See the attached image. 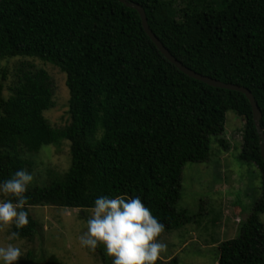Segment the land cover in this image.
<instances>
[{
  "label": "trees",
  "instance_id": "trees-1",
  "mask_svg": "<svg viewBox=\"0 0 264 264\" xmlns=\"http://www.w3.org/2000/svg\"><path fill=\"white\" fill-rule=\"evenodd\" d=\"M151 31L184 66L249 89L264 135V0H131ZM36 58L65 74L69 121L52 127L50 76L21 65L8 97L0 96V182L29 167L19 151L69 142L70 163L43 187H27L30 206L81 212L97 198L138 196L165 231L189 223L176 208L184 164L203 162L231 110L244 121L239 159L260 173V196L237 236L218 245L217 264H264V161L251 106L244 94L210 86L170 63L144 32L136 10L118 0H0V60ZM6 70L0 66V78ZM0 85V92H1ZM8 200L16 202L13 194ZM159 234V235H160ZM50 264H60L51 257ZM30 251L15 264H33ZM155 264H179L176 257Z\"/></svg>",
  "mask_w": 264,
  "mask_h": 264
},
{
  "label": "rangeland",
  "instance_id": "rangeland-1",
  "mask_svg": "<svg viewBox=\"0 0 264 264\" xmlns=\"http://www.w3.org/2000/svg\"><path fill=\"white\" fill-rule=\"evenodd\" d=\"M27 64L32 68H43L49 74L54 107L45 110L44 116L52 127L64 126L69 121L65 74L49 63L28 57L1 59L0 66L6 74L4 80L0 78V96L6 98L10 95L18 68L21 65L28 67ZM243 123L241 117L227 111L224 129L219 136L223 143L217 141V136H211L207 160L184 164L176 208L185 210L191 220L156 238L166 245L159 259L176 257L179 264H217L218 245L237 236L239 222L236 218L243 221L250 214L254 201L260 196L261 185L260 173L254 164L238 157ZM19 153L29 163L24 170L33 176L27 187L45 186L53 177L62 175L70 163L69 142L66 140L42 145L37 152L20 150ZM4 200H8V194L0 193V201ZM92 210L81 212L53 205L30 206L29 211L38 225L33 237L12 238V222H0V246L12 243L19 247L20 258L30 251L33 264H50L51 257L60 264H112L114 257L106 255L103 243H98L94 250L80 243ZM258 216L264 227V213Z\"/></svg>",
  "mask_w": 264,
  "mask_h": 264
},
{
  "label": "clouds",
  "instance_id": "clouds-1",
  "mask_svg": "<svg viewBox=\"0 0 264 264\" xmlns=\"http://www.w3.org/2000/svg\"><path fill=\"white\" fill-rule=\"evenodd\" d=\"M32 180L30 173L18 170L11 179L0 182V193L16 197L15 203L0 201V222H14L17 229L28 224L23 193ZM163 230L164 225L151 214L140 197L102 196L94 202L87 231L80 237V243L92 250L103 243L106 255L114 257L112 264H155L166 248L156 240ZM17 235L18 232L12 233V238ZM21 256V249L12 243L0 246V264H13Z\"/></svg>",
  "mask_w": 264,
  "mask_h": 264
},
{
  "label": "water",
  "instance_id": "water-1",
  "mask_svg": "<svg viewBox=\"0 0 264 264\" xmlns=\"http://www.w3.org/2000/svg\"><path fill=\"white\" fill-rule=\"evenodd\" d=\"M119 2L123 3L126 7L132 8L137 11L140 20L141 25L146 33V35L150 38V40L154 43V45L157 47V49L160 51V53L170 62L172 63L177 69H179L181 72L186 74L189 77H192L194 79L200 80L210 86L218 87V88H224L228 90H235L245 95L247 100L250 103L251 111H252V118L255 125V129L259 135V148H260V154L262 156V159L264 161V135L262 133V130L260 128L259 120L261 117L260 109L256 104V101L251 93V91L243 86L233 84L230 82H222L220 80L214 79L209 76L201 75L188 67L184 66L179 60H177L169 51L168 49L161 43V41L156 37V35L151 31L149 28V25L147 23V18L144 12L143 7L134 1L131 0H118Z\"/></svg>",
  "mask_w": 264,
  "mask_h": 264
},
{
  "label": "built area",
  "instance_id": "built-area-1",
  "mask_svg": "<svg viewBox=\"0 0 264 264\" xmlns=\"http://www.w3.org/2000/svg\"><path fill=\"white\" fill-rule=\"evenodd\" d=\"M239 219L238 218H236V221H238Z\"/></svg>",
  "mask_w": 264,
  "mask_h": 264
}]
</instances>
